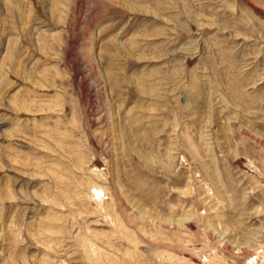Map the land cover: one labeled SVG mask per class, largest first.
<instances>
[{
  "label": "rangeland",
  "instance_id": "1",
  "mask_svg": "<svg viewBox=\"0 0 264 264\" xmlns=\"http://www.w3.org/2000/svg\"><path fill=\"white\" fill-rule=\"evenodd\" d=\"M0 264H264V0H0Z\"/></svg>",
  "mask_w": 264,
  "mask_h": 264
}]
</instances>
